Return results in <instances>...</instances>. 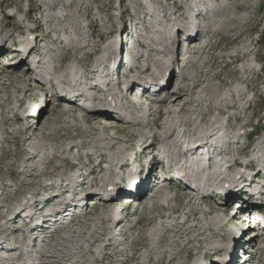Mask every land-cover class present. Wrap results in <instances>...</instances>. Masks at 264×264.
Instances as JSON below:
<instances>
[{"label":"rangeland","instance_id":"obj_1","mask_svg":"<svg viewBox=\"0 0 264 264\" xmlns=\"http://www.w3.org/2000/svg\"><path fill=\"white\" fill-rule=\"evenodd\" d=\"M147 1L57 0L55 1L57 9L51 10L50 5L54 3L52 0H5L4 5L0 7V13L3 16V20L0 23V44L4 47H0V231L2 230L0 237L6 238L5 234L9 231L11 232L10 228L14 230V222H12L13 225L12 223L9 225V221L10 217L18 211L15 210L17 209L16 199L33 198L36 194L42 192L48 183L52 181L54 183L57 176L64 174L68 177L72 166H75L76 163L82 166V168H77L78 172H82L83 169H85V173H88V171L94 172L86 183L80 184L81 187L85 188V191L89 184H92V187L98 191L97 183L101 184L99 180L104 173H107L108 177L111 174L110 171H114L115 174L118 172L119 175L124 177L129 175L128 171L124 174L119 172L118 168H113V164L109 161L110 155L106 147L99 142L102 134H104L105 138H109L107 136H116L118 139L129 142L131 134L124 132L125 128H127L126 126H121V130L109 129L108 131L102 129V127L97 129L88 123L91 119V113H88L82 105L77 106L75 103L71 105L67 100L61 101L56 98L52 95L55 94V91L49 93L43 103L39 101L41 106L40 113L34 119L28 116L27 111L29 109L26 111L25 107L27 105L30 107L35 106L38 103V101L31 98L32 90L36 91L41 85L38 82H32L26 86L20 84L22 82L21 79H25V76L21 75V73L27 71L18 66L20 63L17 65L14 63L22 59L20 58L19 49L24 46L19 43L25 42L26 48L33 44L35 46L38 44L36 52L45 53L52 63L59 64L58 73L68 69L70 63L73 60H77V58H80L78 61L80 69H85L90 60L107 58L104 64H106L109 73L112 71V74L117 76L119 83L128 81L130 84L138 75L143 77L148 83L151 79V74L155 70L152 62L141 67L139 73L130 71L123 74L121 73V58H118L117 54L127 38L130 26L138 25L140 20H142L141 18L144 16L143 12L145 11L143 5ZM158 1L161 2L162 0ZM170 1L168 0L167 2ZM173 1H171V4H173ZM210 2L211 0H207L205 5H199L197 15L195 13L192 14L195 11H191L189 14L186 12L188 17L191 15L189 21H192V24L187 21V16H184L181 25L177 26L178 30L166 39L165 44L167 45H171L172 40L170 39H178V43L175 44L176 53L172 51L168 55L163 54L160 47V54H151L152 61L162 60L166 63V67H170V71L167 72L165 77V81L170 82V84L158 88L156 85L164 83L161 78L153 81L150 86H154L157 89V93L162 94V99L165 95H176L179 104L185 102L180 112H178V108L174 111H169L167 117L178 124L183 121H189L190 124L187 127L190 132L195 126L199 131L205 130L207 126H221L222 132L219 134L221 139L218 142L221 141L223 143L222 141H224V146L219 144L218 149L224 148L222 150H225V152L219 151L223 154L222 162L220 163L221 169L225 172L231 166L230 172L226 173L237 176L239 174L237 172L250 163L247 171H245V168L243 169V172L248 175V179L246 181L244 179V184L238 189L240 193L253 198L258 192L264 190V0H220L217 4L214 3L215 0L209 4ZM174 4L178 5V1H175ZM63 6H70L68 9L71 12V16H73L71 19H74L76 23H82V28H78L82 41L75 43L77 45L68 46L67 44H61L57 35L51 32V29L56 27L57 22L49 23L47 21V16L59 15L60 8ZM186 23H190L191 26H186L185 28L187 29H183ZM58 25L61 28H65L63 22ZM207 28L211 30L210 39L208 44L204 46V52L201 57H206L210 53V65L198 71V77L192 83V90L189 94H184L185 90H180L178 85L181 81L179 77L181 61L185 52L190 48V42L193 43L195 41L187 38L191 36L189 35L191 33L184 34L183 32L189 29L195 31V36H202L203 33L201 32ZM95 44L97 45L95 53L91 59H88L86 53L87 51H92ZM82 54L86 55L82 56ZM86 56L89 62H86ZM74 88L80 89V86L76 85ZM110 88H94L90 90L89 93L93 95H96V92H100L96 97L99 103L90 100L91 105L99 107L96 109L105 110V100L108 96L105 91H110L111 93ZM110 98L122 110L120 99H117L114 94H110ZM129 102L132 103L131 100ZM178 103L176 104L177 106L179 105ZM96 104L98 105L95 106ZM131 106H134L133 103ZM162 107L164 112L167 111L168 108L166 109L165 105L162 104ZM174 107L170 108L173 109ZM14 113L17 116L11 119ZM96 116V118L101 117L100 115ZM131 120L134 125L128 127L137 131L134 126H139V122L134 119ZM5 123H7L6 126H4ZM91 128H96L97 131L94 132ZM48 133L51 134V137L42 139L43 135ZM29 136L33 137L28 142L27 138ZM36 144H40L44 148V150L40 149L42 158L29 161L28 157L34 151ZM68 148H72V151L63 153ZM95 152L97 154L91 157L90 154ZM224 153H228L229 156ZM220 155H218V159ZM43 157H47L48 160L53 162V165H42L44 160H47L40 161ZM102 157L108 158V160L105 159V163L103 165L99 164V167H97L96 163H99ZM235 160L237 165L232 166ZM122 163L126 164V161L119 160L118 164ZM57 167L60 170L56 169ZM213 168L217 169H215V172L218 171L217 164L212 167V170ZM258 169H260L259 176L257 178L253 177V174L258 172ZM115 174L111 176L114 178ZM228 178L226 176V179ZM83 179L79 177L78 182ZM210 182L208 181V183ZM55 189L56 187L48 189L46 194L49 192V195L52 196V192L54 193ZM159 189L167 197H174L170 205L180 211L178 215L181 218L190 210L191 213L187 214L190 218L189 227H180L178 224L177 226L179 227L177 228L173 226L175 224L174 221L162 219V217L172 214L171 211H168V203L163 199L164 197L151 199L152 201L148 202L150 209L144 210L139 208V203L145 195L139 198V203L130 197L116 196L114 199L110 198L107 200L95 197L92 199L93 201L89 200L87 213L79 219L82 225H87V222L89 223L97 215H104V210L101 208L105 205H109L108 207L113 210L114 215L119 214L120 212L115 207L122 203L125 208L129 204L130 207L124 211L126 220L118 224L126 232L127 229L130 230L124 235L125 237H118L116 240L108 241L107 238L112 235L111 231L113 229L108 232V228L112 226H110V221H107L109 219L107 216H105L107 219L104 222L106 224L101 225L94 237L90 238L89 235L94 225L91 227L92 230L88 231L82 225H80L81 227L76 225L79 220L77 223H73L72 227H74V230L86 231V239H89L88 241L85 239L84 243L74 241L68 247L72 251H78L79 246L84 244L83 251L85 253L80 254L76 258L80 260V263L77 264H169L171 257H175V260L170 264H214L217 258H209L210 249L206 247L208 246L206 244L207 241L216 243V246H226L230 242L227 228L228 221L224 222V208L221 206V210L215 212L211 208L209 210L210 206L205 205L207 204L204 203L205 201L202 202L200 205L202 212H209L208 215L205 214L208 216V222H211L209 221L210 217H221L223 221H221L222 227L224 226V229H217L214 234L206 233L205 235L202 234V236L200 233L203 232L199 233L197 229L196 231L192 227L195 224L193 215L196 214L192 207L193 204L199 202V197H196L197 193L190 199L186 198L183 194L191 191L187 187H183L180 190L171 183H165ZM158 190L148 192L149 197L147 198L153 197L154 194L159 192ZM79 197V200L84 203L85 196L79 195ZM115 199L116 201H112ZM228 201H231V199H228ZM225 203L229 204L227 201ZM225 203L222 202V204ZM95 204L98 205L97 209L93 208ZM213 205L217 206V203ZM74 219H77V217H74ZM166 227H172L173 232L166 230ZM7 228L9 230L5 231ZM162 230L164 235L160 233ZM246 232L250 233L249 230ZM56 233V238L59 235L66 236L70 234L62 230ZM104 233L106 237L102 236ZM225 234L228 236L222 243ZM201 238H206V241L199 243L198 241ZM24 239L26 240L27 238L24 237ZM124 239V251H122L118 246L116 247V244L122 243ZM9 240L11 241V238L7 237L6 241ZM42 240L44 244L48 241L44 237ZM49 243L53 242L49 241ZM105 244H111L112 246H107L104 250L101 249ZM234 247L237 248V245L234 244L232 248ZM246 248H244L246 249L245 251H242L243 253H239L241 250L238 251L240 257L241 255L250 254L251 257L253 256L250 259L251 264H264L262 246L249 243ZM45 249L46 246L44 245L43 247H37L35 251L44 253ZM89 249L93 250L92 254L87 253ZM11 250L16 252V254H23L22 251ZM162 250L168 253V257L160 261V251ZM44 254L46 256L49 255V253ZM149 255L152 259L148 258ZM206 257L208 259L204 261L203 258ZM240 257L234 264H242ZM0 258L2 259L1 256ZM199 258L200 260L197 262ZM47 260V258H44V260L36 259L34 262L36 261V264H45ZM8 262L10 263L9 259H2L0 264H9ZM61 264L74 263L64 261Z\"/></svg>","mask_w":264,"mask_h":264},{"label":"bare ground","instance_id":"obj_2","mask_svg":"<svg viewBox=\"0 0 264 264\" xmlns=\"http://www.w3.org/2000/svg\"><path fill=\"white\" fill-rule=\"evenodd\" d=\"M52 1H54V3H52L50 5L51 6V10L52 9H57L56 6H55V4H56L55 1H57V0H52ZM198 1L201 2L200 0H198ZM203 1H204L203 5H205L206 4L205 2L207 0H203ZM219 1L220 0H215L214 3L217 4V3H219ZM171 3H172L171 1L170 2L166 1L165 2V4H166L165 7H167ZM69 7L70 6L61 7L60 8V14L59 15H55V16H47V21L49 23L50 22L52 23L54 21L57 22L56 27L52 28L51 32L55 33L57 35V38H58V40L60 41L61 44H63V45L67 44L68 46H71V45H77L75 43H78V42L82 41V36H81L80 33H78V28L79 27L82 28V26H81L82 23H79V22L76 23L74 19H71V18H73V16H71V12L68 9ZM238 9H241V8H238ZM190 12L191 11L187 12V14H189ZM185 15H186V12H185ZM142 18H143V16H142ZM188 19L190 20V16H189ZM69 20H72V21H69ZM189 20H187V21H189ZM61 22H63V25L65 24V26H64L65 28L59 27L58 24H61ZM190 23L192 24V21ZM190 23H186L185 26L183 27V29H187V28H185L186 26H191ZM190 29H193V28H190ZM149 32L151 33V31H149ZM194 32L195 31H192V30L188 29L186 32H183V33L184 34L191 33V34H189V35H191V36H189L190 38L189 37H187V38L189 40H192V41H195V42H199V43H197L199 45H203L204 43H206V39H203V41L202 40L200 41L199 40L200 36L199 35L195 36ZM197 33H198V31H197ZM167 38L168 37H165V36L161 38L160 47L162 48V53L166 54V55L170 54L172 51L174 53H176L177 52V48H176L175 44L178 43L177 42L178 39H175V40L170 39V40H172L171 41V45H167V44H165ZM195 42H193V43H195ZM19 44H21V46H24V47H21V49H19V53L21 55L20 58H22V59L18 60V61H15L14 63L16 65L18 63H20V64H18L19 67L21 66V68H23L25 70H30L31 66H29L28 63H31V65L33 64L32 60H31V54H32V52H36V47H37L38 44L36 46L33 44L32 46H29L27 48L25 46L26 45L25 42H22V43H19ZM0 47L4 48V47H2V45ZM64 47H67V46H64ZM83 47H84V45H83ZM95 50L94 51H89V53L92 52V54H94ZM130 50H131V47L127 51V54H128V52H130ZM106 51H108V50H106ZM134 51L136 52L135 54H137V55L139 54L138 49L134 48ZM17 52H18V48H17ZM0 53H1V51H0ZM127 54H126V56H127ZM38 55L40 56L41 54L39 53ZM83 55H86V54H82V56ZM82 56H80V57H82ZM40 57H37V58L39 60L43 59L42 57L41 58ZM119 57H120V54H118V58ZM135 58H134V56H132V54H130L128 60H129L130 63H134L135 62ZM86 59H87V56H86ZM79 60H80V58H77V62ZM104 60H107V58H104L102 60L103 63H105ZM141 60H142V58H141ZM86 62H89L88 59L86 60ZM194 62L197 63V60H194ZM152 63L154 64L155 70L151 74V79L149 80L148 83H146V80L143 79V77H139V75H138V77H135L137 79L140 78V79H143L145 81H142V80H138L137 81L136 79H133L132 82H131L132 86L129 85L130 89H131L130 92L132 94H134L135 91L139 92L138 90H141L142 91L141 95L145 94L147 96H156L155 94L157 93V91H156L157 89L154 86H150V85H151V83L153 81H156V80L161 79V78L164 80V83H160V84L156 85L158 88L162 87L163 85L167 86V85L170 84V82H166L165 81V79H166L165 77L167 75V72L170 71V67H166V63L164 61H162V60H155V61H152ZM181 63H182V61H181ZM71 70L72 69L69 66L68 69H65V70L61 71V73L59 75V80L60 81L57 80V82H58L57 86L58 87H57V90H56V93H55L56 97H58L59 99H62V100L69 101V104H71V105H72V103H73V105L75 103V105H77V106L81 105L80 104L81 103L80 99L81 100H85L82 107H84L86 109V111H88V113H91V119L88 121V123L90 125L92 124L97 129H99V127H102V129L109 131V129L114 130V127H118V130H121V128H120L121 126L122 127H125V126L128 127V126L134 125L133 121L129 117H126L124 115V113L122 112V110L118 106V104H116V103H114V101H112L113 99L110 98V95H108L107 99L105 100L106 101V103H105V108L106 109L105 110L96 109V108H99V107H94L93 105H91V103H90L91 101L92 102L94 101L95 103H99V101L96 99V97H97V94H99L100 92H96L97 93V94L95 93L96 95H93L92 93H89L90 90L95 88V87L89 86V89L86 91V93L81 94L80 91H82V90L81 89H79V90L77 89L76 90L74 88V86L75 85L82 86V83L77 82V83H75V85L72 83V81L70 80V77H69V74H70ZM79 70L83 71L84 69H80L79 68ZM98 73L101 74V76L107 75L108 69L106 68V65H104V66L102 65V68H101L100 71H98ZM23 75L25 77H28V76L30 77L31 76V75H25L24 73H23ZM30 79H32V78L24 79L22 81L23 84L31 83L32 80H30ZM41 79H43V78L39 76V82H40ZM37 81H34V82L37 83ZM127 83H128V81L125 82V84H127ZM181 83L182 82H180L179 84H181ZM108 87H111L110 88L111 91H112V88L114 90V85L109 84V85L105 86V88H108ZM180 90L188 91L187 89H185V86L180 87ZM32 92H33V94L31 95L32 100H37V99L40 98V96H41V94L43 92V88L39 87V88H37L36 91L32 90ZM80 96H82L83 99L80 98ZM115 96H116L117 99L120 98L116 94H115ZM158 96H160V95H158ZM46 98L47 97L41 98V103L44 102L46 100ZM145 98H149V97H145ZM177 103H178V101H177L176 95H165L163 97V99H162V104L165 105L166 109L168 108L167 109L168 112L165 111L162 116L166 118L168 116V114H169V111H174L177 108H178V112H180L181 109L183 108V104L185 102H181L180 104L178 103L179 104L178 106L176 105ZM131 104L132 103H130V105ZM97 105L98 104H96L95 106H97ZM170 107H174V108L171 109ZM28 109L30 110V108L28 106L25 107L26 111ZM38 112L40 113V109L38 110ZM96 115H100L101 117L96 118L97 117ZM16 116H17V114L14 113L11 119L16 118ZM28 116H30V115L28 114ZM102 122L106 126L102 125ZM7 123H5L4 126H6ZM119 124H121V125H119ZM189 124H190L189 121H187V122L183 121L182 122V126L183 127H187V126H189ZM96 128H91V129H93V131L95 132V131H97ZM174 129L176 130V128H174ZM174 129H173V131H174ZM191 132H193L192 136L194 138H196L195 139L196 143L199 144L198 146L193 148V151H192L193 153L192 154L197 152L196 148H199L200 150H202V154H205V155L207 154L209 156L207 170H212L213 166H216V164L218 165L217 173L219 172V176H221L222 179H223L222 188H225L224 190L221 191L222 194H223V198L222 197H220V198H221L222 202L225 203V201H227L229 203V204L225 203L226 206L223 207L224 208L223 216H225L228 206L237 207V208L241 209L243 212H246V213H251L253 211H257L261 206H264V198H263L264 190H262L261 192L256 194L255 198L254 197L250 198V197H248V196H246V195H244V194L239 192L240 187H242V185L244 184L243 180L245 179V181H246V179H248V175H246V172L245 173L243 172V169L245 168V171H247L248 170V166H249L250 163L246 164V166L243 169L239 170V172H237V173H239L237 176H233L232 174H227L226 173V172H230L231 166H230V168H227L225 170V172H222V169H221L222 167H221L220 163L222 162L221 159L223 157V154L222 153H220L221 155L218 154L219 153L218 152V146H219V144L224 146V141H222L223 143H221V141L218 142V140H220L221 137H218L217 139H215V137L218 136L219 134H221V132H222L221 126H217V127L207 126V128L205 130H203V131H199L197 129V127L195 126L194 129L191 130ZM187 134H188V132H186L185 135H187ZM33 136H35V135L33 134ZM33 136H29L27 138V141L28 142L31 141ZM190 136H188V137H190ZM49 137H51V134L48 133V134L43 135L42 139H46V138H49ZM107 137H111V136H107ZM95 141H97V140H95ZM99 142L103 144L102 139H101V141L99 140ZM140 144L142 145L143 142L140 143ZM41 148H42V146L40 144H36L34 146V151L31 153V155H29L28 160L31 161V160H34V159H37V158H42L41 157L42 153H41V150H40ZM42 149L44 150V148H42ZM45 149H47V148H45ZM106 149H107V151L108 150H113L112 147H110V146H106ZM70 151H72V148L65 149L63 151V153H69ZM221 152H225V150H223V151L221 150ZM94 154L96 155L97 152L91 153L90 156L92 157V156H94ZM224 154H226V156H229L228 153H224ZM218 155L221 156V157L219 156L220 160L218 159ZM101 156H102V154H101ZM132 158L133 159H132V161L130 163L128 161H126V164H124V163L117 164V168H118L119 172H123L124 174H125L126 171L129 172V175L127 177L119 175L118 172H117V174H115L114 171H110L111 174H110L109 177L107 176V173H104V175H102L100 177L99 182L101 184L97 183V187H99V189H97L98 191H96L92 187V184H89V186H87V189H86L87 194H86V197H85L86 201L84 202V204L85 205H89L88 204L89 200H92L95 197L96 198L99 197V199H101V200H107V199H110V198L114 199V198H116V196H120V197H130V198L135 199L136 201H138L139 198H141L142 196L145 195L144 198L141 199V202L138 201V203L140 202L139 203V208L144 210V209H150V206H149L148 202H151L152 201L151 199H161V198L164 197L163 199H165L166 203H168V205H167L168 211H171L172 214H170L169 216H164V217H162V219L163 220L167 219V220L174 221L175 224L173 226L177 227V228L179 226L180 227H184V228L185 227H189L190 218L188 217V215L185 214L186 215V219L181 221L182 218H181L180 215H178V214H180V211L177 210V209H174L170 205V203L174 200V197H172V198L167 197L164 194V192H160V189L158 190L160 185L156 184V181L158 179H160V176H161V179H163V182L161 184L171 183V184H174V186L177 187L180 190H182L183 187H187L191 192L185 193V194H183V196L190 199L193 196H195L196 193H197V191H195L194 187L196 185V182H200V179L204 175L205 167L202 166L200 163L194 164L195 168L198 170V172H197L198 175H196V177H195L191 173L190 166L186 165L184 160H180L179 159L178 162L174 161V162L170 163L167 166L166 169L162 170V173H161L162 175H161L160 172L158 171V162H161L160 159H158V158L156 159L155 157H150V159L148 161H142L140 159V157H138V154H136ZM44 159H47V160H44ZM105 159L108 160V158H103L102 157L100 159V162L98 163V166H99V164L103 165L105 163V161H104ZM43 160H44V162H43L42 165H44V164L47 165V166L53 165V162L48 160L47 157H45V158L43 157V159H41L40 161H43ZM112 160H113V155L112 156L110 155L109 161H111V164H113V168H114V163L112 162ZM235 165H237V161L236 160L234 161V165H232V166H235ZM56 169H59V168L57 167ZM188 169L190 170L189 172H188ZM260 169H258V172L254 173V176H256V175H258L260 173L259 172ZM80 173H81V171L78 172V170H77L72 178H68L64 174L62 176H57L56 179H55V182L53 183V181H52L51 183H48L43 188L42 192H40V193H38V194H36L34 196L35 198L34 197L30 198V199L29 198H25L24 200H26V201H24L22 199H16V202H17L16 207H17V209H15V210L16 211L18 210V211H17V213L15 215L10 217L11 219L9 218L10 219V221L8 220L9 221V225H10V223L14 222L17 218L22 216V213H24L29 208L41 207L40 212L36 211L35 214H37V213L42 214L49 207L55 205L57 203V201H63V198L65 197V194L67 192H72L73 193V196L69 200V204L70 203L71 204H74V203L76 204L78 202V199H80L78 196L79 195L82 196V194L79 193V191H78V188H77L78 185H75V184H72V183L73 182L77 183V181H76L77 175L80 174ZM92 173H94V172H92ZM92 173H90L87 176V181L92 176ZM113 174H115L114 178L111 176ZM230 175H232V176H230ZM226 176H227V178H228V176H230V177L228 179H226ZM29 177H30V175H29ZM194 181H195V184L192 185V182L194 183ZM207 181H210V177L207 179ZM52 187H54V188L56 187L54 193H56L57 195L54 196V197L49 196L48 193L46 194L47 190L52 188ZM151 189H153V190L150 191ZM154 190H158L159 192L154 194V196L151 197L150 199H148L147 198V197H149L148 196V192H154ZM83 192H84L83 194H85V191H83ZM146 194H147V196H146ZM215 199L217 201L219 198L216 197ZM228 199L229 200L231 199V201H228ZM254 199H256L257 201L254 202L253 201ZM223 200H225V201H223ZM112 201H116V199L112 200ZM204 201H208V200L206 199ZM62 204H63V202H60L61 206H58L57 208H55L53 210V212L50 213L48 216H46L44 219L50 218L51 220L52 219L57 220V218L60 215L64 214V212H65V208H66L67 204H65L63 206H62ZM154 204H155V202H154ZM154 204H153V207H154ZM108 206L109 205H105L103 208H101L102 210H104V215H97L96 218H94L93 220L89 221V223L87 222V225L86 224L82 225L80 220L78 221V223L76 225L77 226L82 225V227H84L85 230H88V231L92 230L91 227L94 225L93 226V230H92V232L89 235V238L90 237H94V235H95L96 231L98 230V228L101 225L106 224V223H104L106 221V219L109 218V219H107V221H111V219H112L111 217L114 216L113 210L110 209ZM93 208L97 209L98 205L95 204V206ZM218 209L221 210L220 207H218ZM221 213H222V211H221ZM210 215H211V213H210ZM105 216H107V218H105ZM193 217L195 218L194 219L195 224L192 227L194 228V230L197 229L199 231V233L203 232V233H200V235H202V234L205 235L206 233H209V234L213 233L214 234V233H216L217 229L223 228L222 227V223H221V221H222L221 217H218V218L210 217L209 221H211V222H208V216L204 215L205 219L207 220V223H205L204 225H202V223H200L196 219V214L193 215ZM62 219H63V221H65L64 220L65 219L64 216L62 217ZM234 220H238V219H234ZM63 221H62L61 225L64 224ZM72 221H70V222H72ZM68 224L69 223H66V225L62 229H61V225H55L53 227L52 231H48L47 230V231H44L42 233V234H46V235H43V237H44V239L46 241L48 240L47 243L45 244L46 249H45L44 253H49V255L46 256L44 253L41 252L39 254V259L38 260H44V258H47L48 260H47V262L45 264H61L64 261L72 262L74 264L80 263V260H78L76 258L78 256H80V254L85 253V251H83L84 244H81L79 246L78 251H72V250L68 249V247H69L70 243H73L74 241L77 242V243H80V242L84 243L85 239H86V236H87V232L86 231H79L77 229L74 230V227H72V225H68ZM178 224H179V226H177ZM34 226H40V224L38 223V219H36V221L34 223ZM3 228H4V225H3ZM112 229H113V226L109 227L108 228V232H110V230H112ZM165 229L166 230H170L171 232H173L172 227L171 228L166 227ZM7 230H9V229L8 228L5 229V231H7ZM61 230L64 231V232L70 233V234L66 235V236H63V235L60 236L59 235V237L56 238L57 237V233L56 232L57 231H61ZM164 232H166V231L164 230ZM47 233H49V234H47ZM127 233H128V231L127 232L125 231L124 235H126ZM160 233L162 235L163 234V230ZM12 234L13 233L9 231L6 235H7V237L11 238ZM240 234H241L240 231L233 233L231 235V237H230V242H228L226 246H221V245L216 246V243L213 242L214 243L213 244L211 241L210 242L207 241L206 244L208 246H206V247H209V249H210V252L208 254L209 258H215V259L217 258V261L214 264H234V262H236L237 259H238V255H239L238 251L241 250L240 253H243L242 251H245L247 249L246 246L249 243H253V244L255 243V244H257V246L258 245L262 246L261 250L264 251V246H263V244H264V235L255 236L254 238H248V240L245 241L240 236ZM200 235H199V237H201ZM102 236L106 237V234L104 233ZM213 236H215V235H213ZM227 236L225 234L223 242L221 240L222 243H224V241L226 240ZM7 237L6 238L0 237V253H2L3 250H8V245L10 247L13 244H15V243H13V244L9 243L10 240L6 241ZM24 237L27 238L26 240H28V239L30 240L31 239L28 236H24ZM24 237L22 238V243L23 244L26 243V240L24 239ZM40 237H42V235ZM107 239H108V241L113 240V239H115V236L112 234ZM11 240H12V238H11ZM49 241H52L53 243H49ZM202 241L205 242L206 238H201V240H199L198 242L201 243ZM234 244L237 245V248L236 247L232 248V246ZM107 246L110 247L112 245L111 244H105L101 249L104 250V248H106ZM238 246H241L243 248L238 247ZM231 248H232L233 251L231 250ZM244 248H246V249H244ZM35 249H37V247H33V249L29 248L28 251L30 253H32L33 251H35ZM122 251H123V249H122ZM160 252H161L160 261L163 258H165V257L167 258L168 257V253L165 250H162ZM87 253H91L92 254L93 250L89 249V250H87ZM10 254L8 256V259L10 261V263L8 262L9 264H16L15 263L16 261L18 262V264H34L33 262H34V260H36L33 257L24 258L23 255L16 254V252H10ZM252 257L250 256L248 259L250 260V259H252ZM148 258H151V256L149 255ZM170 259H171L170 263H172L175 260V257H171ZM199 260H200V258L197 260V262H199ZM0 262H1V260H0ZM40 264H42V263H40ZM197 264H199V263H197Z\"/></svg>","mask_w":264,"mask_h":264},{"label":"trees","instance_id":"obj_3","mask_svg":"<svg viewBox=\"0 0 264 264\" xmlns=\"http://www.w3.org/2000/svg\"><path fill=\"white\" fill-rule=\"evenodd\" d=\"M2 3H5V0H2Z\"/></svg>","mask_w":264,"mask_h":264}]
</instances>
